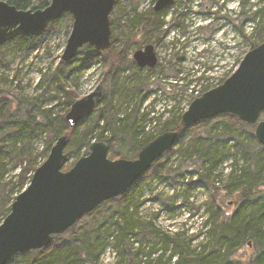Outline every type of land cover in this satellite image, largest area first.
<instances>
[{"label":"trees","instance_id":"16d2710c","mask_svg":"<svg viewBox=\"0 0 264 264\" xmlns=\"http://www.w3.org/2000/svg\"><path fill=\"white\" fill-rule=\"evenodd\" d=\"M6 1L19 9L44 8L49 4L48 0H39L36 3L32 0ZM118 1L116 0L115 5ZM130 1L131 15L126 8L115 10V5L110 13L112 44L108 49L95 50L84 45L79 49L77 59L61 60L54 70L51 81L59 85L62 95L57 97L59 100L63 99V113L57 118L52 116L49 108L45 112L47 120L42 122L32 114L27 96H21L0 84V183L3 184L8 173L3 162L8 152L15 154L17 165L14 167H18L14 181L5 179L10 187L9 191L0 192V223L9 213L15 197L27 187L34 170L47 156L46 153L40 164L31 163L35 159L28 151V144L39 133H45L48 137L45 152L51 146V139L67 136L63 170H68L74 163L66 162L70 154L75 156L76 161L88 153L93 141L107 142L111 150L108 157L111 159L136 158L143 146L166 130H177L176 142L124 194L103 202L90 213L83 215L73 226L54 235L46 247L17 253L5 264H100L101 256L108 248L115 250L121 264H264V146L254 136L255 125L226 113L181 127L179 122L182 112L175 113L172 109H164L161 113L152 112L153 119L164 118L158 129L146 131L144 122L149 113L142 114L140 119L139 116L137 119V114L142 99L148 97L156 88L155 83L148 78L132 86L137 95L142 94L139 104L129 109L126 107L123 114L119 115L120 110L112 99L120 72L125 69L124 54L134 42L140 47L142 41L155 44L162 40L165 33L162 16L170 7L158 12L153 7L139 11L138 1ZM247 1L241 0L239 4L244 7ZM258 13L264 16V3L250 18L242 10L240 19L243 18V22L254 20ZM124 15V25L130 30V34L125 41V48L118 50L113 47L114 41L119 38L114 17ZM63 17L72 21L71 14L64 13L49 23L47 30L52 29ZM173 27L184 30V25L179 20L173 23ZM197 29H202V26H197ZM239 29L244 34L242 25ZM140 34H143L142 39L138 38ZM37 38L16 36L0 44V47L9 43L17 46L27 44ZM261 42H264V37L259 36L251 48ZM80 54L83 55L82 58ZM2 56L0 52L1 60ZM88 58H96L104 67L101 82L107 84V95L101 102L103 106L98 105L95 111H99V115L106 120L101 125L97 120L94 121V111L70 127L64 119V112L75 101L73 86L76 83H67L68 77L77 68L71 67V64L75 60L84 62ZM230 73L220 79L218 84ZM203 79L204 77H195L191 81L199 83ZM209 88V84L202 86L199 94ZM169 112L171 115L164 117ZM263 115L264 112L261 116ZM107 127H110L109 135L105 134ZM173 151L178 157L176 167L172 162L169 165L167 162ZM25 155H28L27 161H24ZM228 159L231 160L230 170L223 188H220L218 183L223 174L222 165ZM186 175L195 179L185 183L183 179ZM176 176H181V183L186 186L185 201L186 195L196 186H202L208 192L202 204L205 218L199 230L200 234L204 233L203 238L207 241L194 247H191V242L198 234L186 236L180 231L172 234L156 226V215L141 219L138 214L139 205L142 203L138 200L143 191L141 187L150 183L153 177L178 181ZM15 188L16 194L11 196ZM225 201L226 204L233 205L230 211L222 207ZM161 202L165 205L163 200ZM134 241H139L140 246L134 247Z\"/></svg>","mask_w":264,"mask_h":264},{"label":"rangeland","instance_id":"374dc122","mask_svg":"<svg viewBox=\"0 0 264 264\" xmlns=\"http://www.w3.org/2000/svg\"><path fill=\"white\" fill-rule=\"evenodd\" d=\"M32 1L36 3L39 0ZM48 1L50 2V0ZM137 1L138 10L144 11L153 7L156 0ZM240 2L241 0H174V3L162 16L163 30L165 31L162 40L154 44L157 64L153 68H140L135 64L133 52L148 44L145 41H142L140 47L135 42L130 44L124 54L125 69L120 72L119 82L112 99L120 110L119 115L123 114L126 107L129 109V107L139 104L142 94L137 95L132 86L148 78L155 83L156 88L148 97L142 99L137 119L138 116L140 119L142 114L149 113L144 122L145 130L155 131L164 118L153 119L152 112L161 113L164 109H172L175 113L179 111L183 113L193 99L192 97L200 95L202 86L209 84L212 88L226 74L233 72L245 53L251 49L253 42L259 36L264 37V16L258 13L254 20L249 19L243 22V18L240 19L242 10L250 18L263 5L264 0H248L244 7L239 4ZM131 5L130 0H119L115 5V10L126 8L131 15ZM125 16L114 17V26L117 28L119 38L114 41L113 47L118 50L125 48V41L130 34V30L124 25ZM178 20L182 21L184 30L181 27H173V23ZM241 25L244 34L239 29ZM197 26H202V29H197ZM71 27L72 21L68 17H63L52 29H48L38 36L34 42L22 43L18 46L9 43L0 47V52L3 55L2 60L0 59L1 86L9 88L21 96H27L32 114L42 122L47 120L45 112L49 108L55 118L63 113L61 104L63 99L59 100L57 97L62 95V91L59 89V85L51 81V75L61 61ZM141 36L143 37V34H140L138 38L142 39ZM79 56L82 58L83 55ZM71 67H77L67 80L69 84L76 83V86H73L75 100L90 93L98 84L107 86L106 83L101 82L104 67L96 58H88L84 62L75 60ZM195 77H204V79L195 83L191 81ZM74 79L75 81H73ZM197 92L199 95L196 94ZM99 105L103 106L102 103ZM99 113L96 110L92 119L97 120L101 125L106 119ZM169 115H171L170 112L165 113L164 117ZM260 119H264V115L260 116ZM105 134H110V127H107ZM47 138L45 133H39L29 142L28 151L35 159L34 162H31L33 165L40 164L45 154L48 155L49 150L45 152ZM55 140L56 138L51 139V146ZM82 151L84 152V149ZM27 160L28 155H25L24 161ZM3 162L8 170L5 179L14 181L18 172V167H14L15 164L17 165L15 154L8 152L3 158ZM66 162H75V156L70 154ZM167 162L168 165L172 162V165L176 167L178 157L175 151L168 156ZM230 162L231 160L228 159L222 165L223 174L218 183L220 188H223V183L230 170ZM5 179L3 184L0 183V192L9 191L10 187L6 184ZM176 179L178 181H174L172 178L160 180L153 177L150 183L144 184L141 187L143 191L138 197V200L142 202L139 205L138 214L141 219L156 215V220H154L156 226L169 233L180 231L186 236L198 234V237L191 242V247H194L207 241L205 237L203 238L204 233L200 234L199 230L205 218L202 204L206 200L208 192L204 187L196 186L186 195L187 200L185 201L184 188L186 186L181 183V176H176ZM194 179L195 177L190 179L186 175L183 180L186 183ZM15 194L16 188L11 196H15ZM226 201L222 207L226 211H230L233 205L226 204ZM139 246L140 242L134 241V247ZM100 264L121 263L115 250L108 248L101 256Z\"/></svg>","mask_w":264,"mask_h":264},{"label":"water","instance_id":"95a60500","mask_svg":"<svg viewBox=\"0 0 264 264\" xmlns=\"http://www.w3.org/2000/svg\"><path fill=\"white\" fill-rule=\"evenodd\" d=\"M116 0H50L44 8L19 9L0 0V44L16 36H41L49 23L64 13L72 16L62 61L75 58L84 45L106 50L111 44L110 13ZM174 0H156L155 12ZM140 68L157 64L155 46L148 43L133 52ZM107 95L98 84L75 100L64 119L72 127L90 116ZM264 42L251 48L237 68L220 84L204 91L181 114L180 126L188 127L218 114H232L254 124V136L264 146ZM177 130H166L143 146L137 157H108L109 145L93 141L86 155L63 170L67 136L61 135L50 147L46 159L34 170L30 182L13 200L0 223V264L17 253L41 249L56 234L73 226L79 218L103 202L124 194L176 142Z\"/></svg>","mask_w":264,"mask_h":264},{"label":"built area","instance_id":"2783aa9c","mask_svg":"<svg viewBox=\"0 0 264 264\" xmlns=\"http://www.w3.org/2000/svg\"><path fill=\"white\" fill-rule=\"evenodd\" d=\"M196 94H198V92Z\"/></svg>","mask_w":264,"mask_h":264},{"label":"flooded vegetation","instance_id":"af4514ba","mask_svg":"<svg viewBox=\"0 0 264 264\" xmlns=\"http://www.w3.org/2000/svg\"><path fill=\"white\" fill-rule=\"evenodd\" d=\"M163 10V9H162ZM154 45V44H153Z\"/></svg>","mask_w":264,"mask_h":264}]
</instances>
